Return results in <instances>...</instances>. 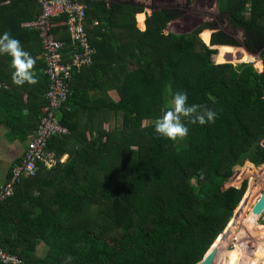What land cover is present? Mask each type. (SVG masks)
<instances>
[{"label": "trees", "instance_id": "obj_1", "mask_svg": "<svg viewBox=\"0 0 264 264\" xmlns=\"http://www.w3.org/2000/svg\"><path fill=\"white\" fill-rule=\"evenodd\" d=\"M80 1L95 54L72 74L60 116L69 135L48 143L57 158L67 159L50 169L40 166L0 203V247L20 264H196L210 246L221 245L224 235H218L243 196L246 183L231 187L240 179L236 169L245 161L264 164L258 145L264 136V0H219L228 24L242 31L262 64L260 72L246 64L236 75L229 63L212 60L215 50L220 62L239 45L222 31L164 34L172 19L165 10L147 16L141 31L135 22L141 8ZM39 13L34 0L0 4V35L26 38L30 44L23 49L34 59L40 39L21 23ZM64 19L54 20L53 34L69 44ZM7 56L0 55V73L11 61ZM35 61L37 82L28 97L34 93L38 103L29 106L27 97L24 105L15 104L19 112L30 111L26 137L47 104L44 62ZM9 83L0 80V89L11 92ZM112 89L117 100L108 95ZM176 91L217 115L204 125L185 119L187 137L170 141L153 125ZM40 243L44 256L35 253ZM233 249V261L223 264H235Z\"/></svg>", "mask_w": 264, "mask_h": 264}, {"label": "built area", "instance_id": "obj_2", "mask_svg": "<svg viewBox=\"0 0 264 264\" xmlns=\"http://www.w3.org/2000/svg\"><path fill=\"white\" fill-rule=\"evenodd\" d=\"M11 0H0L8 4ZM40 13L21 26L35 31L40 39V59L44 62V75L48 80L45 92L46 106L41 111L38 126L26 143L22 159L12 169L6 183L0 187V203L14 193L15 187L26 178L34 177L40 166L54 167L62 158L48 147L54 137L69 135L68 127L60 122L61 109L70 95V81L74 71L92 62L95 49L90 45L85 28L86 5L80 0H34ZM64 17L69 44L54 37V20ZM97 25V22H94ZM2 85L0 84V88ZM14 254L0 247V264H20Z\"/></svg>", "mask_w": 264, "mask_h": 264}, {"label": "rangeland", "instance_id": "obj_3", "mask_svg": "<svg viewBox=\"0 0 264 264\" xmlns=\"http://www.w3.org/2000/svg\"><path fill=\"white\" fill-rule=\"evenodd\" d=\"M103 1H105L107 4L124 3L126 5L141 8L143 19L155 11L165 10L172 13V19L168 22L166 28L164 29V34L187 35L200 27L203 28L202 30L210 31V35L213 32L222 31L228 36L237 40L239 45L236 47L230 46L231 48L235 49L225 55V60L220 62H218L215 58V54L217 53V50H215V54L212 56L214 63H229L231 65L233 75H236L239 69L246 64L253 65L254 69H256L258 72L262 70L259 52L257 50L248 48L244 44L242 31L237 28H232L228 24L225 18L226 15L220 10L219 0ZM137 15H135L136 19ZM239 50L243 52L244 55L249 57V59L243 60L246 58L240 57L242 53L237 52ZM259 62L261 64L260 66L258 65ZM110 95L112 99L117 100V94L114 91H111ZM166 105L171 106L169 99L167 100ZM104 127L107 128V125H104ZM258 145L264 147V136L258 141ZM233 175L239 176L240 179L235 185H232L231 187L240 188L242 185H244V183H246V188L240 202L234 211L231 212L229 221L226 223L223 231L218 235L224 236L223 241L218 249V255L213 264H223L225 258L232 260V252L234 250L233 246L237 242L240 248L237 247L239 250L234 254L236 259L235 264H264V211L258 216L251 214V208L264 190V165H256L250 161H245L236 169ZM251 181L254 182V185L251 187L252 190L250 192V196L244 202L243 206L239 207L245 195L249 193L248 189ZM216 199L217 198H215V200ZM214 202L215 203L211 206L212 209L216 207L217 200ZM87 212L88 211H86V213ZM232 220L234 223L230 227L228 224ZM236 233L237 237L235 236ZM35 253L37 256H44L46 253V247L40 243L36 247Z\"/></svg>", "mask_w": 264, "mask_h": 264}, {"label": "crops", "instance_id": "obj_4", "mask_svg": "<svg viewBox=\"0 0 264 264\" xmlns=\"http://www.w3.org/2000/svg\"><path fill=\"white\" fill-rule=\"evenodd\" d=\"M137 14V19L135 18L136 27L143 31L145 29V17L140 24L138 16H142L143 14L142 12ZM15 39L19 40L22 47L26 43L30 44V42L23 36L15 37ZM34 57L35 59H40V53ZM4 65L3 68L5 71L3 72L1 69L0 80L10 81L9 86H11L9 90H11V92H7L8 87L0 89V187H2L10 177L11 169L21 161L26 143L33 136V133L27 134V137L25 135V133H28L31 128L30 125H27L29 123H25L26 119L29 120L30 111L23 108L19 112L17 111L19 108L15 107V104L18 105L21 103V105H24L27 102L28 93L29 91H32L33 84L25 83L22 86L17 85L12 80L13 69L11 67V61L8 60ZM33 72L35 74L34 70ZM111 91L116 93L115 90H110L108 92L110 97ZM35 97L36 98H34V93L32 94L31 99L28 97L31 102L29 106L34 107V105L38 103V96ZM42 110L43 108H41V111ZM88 136L90 135L88 134ZM20 137H25L26 139ZM66 159L67 155H64L61 163L65 162Z\"/></svg>", "mask_w": 264, "mask_h": 264}, {"label": "clouds", "instance_id": "obj_5", "mask_svg": "<svg viewBox=\"0 0 264 264\" xmlns=\"http://www.w3.org/2000/svg\"><path fill=\"white\" fill-rule=\"evenodd\" d=\"M11 58L12 80L17 85L35 84L37 82L33 69L36 61L26 52L19 40L11 33L0 35V55ZM171 107L154 122V131L157 135L170 141L182 140L188 135V128L184 123L187 119L191 123L204 125L215 122L216 112L200 104H189L186 91H176L171 98Z\"/></svg>", "mask_w": 264, "mask_h": 264}, {"label": "water", "instance_id": "obj_6", "mask_svg": "<svg viewBox=\"0 0 264 264\" xmlns=\"http://www.w3.org/2000/svg\"><path fill=\"white\" fill-rule=\"evenodd\" d=\"M232 180L233 179H231L230 182ZM253 185H254V182L251 181L250 185H249V189H248L249 193L251 192V187ZM263 211H264V190L262 191L260 196L257 198L256 202L254 203L253 207L251 208V214L258 216V215L262 214ZM210 247L207 250V252L204 254V256L202 257L200 262H198L196 264H213L214 263L217 255H218L217 253H218L219 246L214 247L211 251H210Z\"/></svg>", "mask_w": 264, "mask_h": 264}, {"label": "bare ground", "instance_id": "obj_7", "mask_svg": "<svg viewBox=\"0 0 264 264\" xmlns=\"http://www.w3.org/2000/svg\"><path fill=\"white\" fill-rule=\"evenodd\" d=\"M139 17V23L141 24L142 22H143V16H138ZM237 52H239V53H242V55L240 56V57H242V58H246V59H243V60H247V59H249V57H247L246 55H244V53L243 52H241L240 50L239 51H237ZM240 55V54H239ZM259 66L261 65L260 64V62H259V64H258ZM235 245H236V247H239L240 248V246H239V244H238V242L237 243H235Z\"/></svg>", "mask_w": 264, "mask_h": 264}]
</instances>
